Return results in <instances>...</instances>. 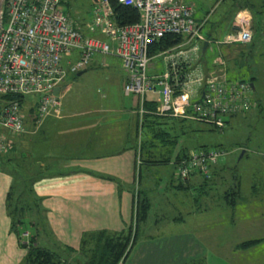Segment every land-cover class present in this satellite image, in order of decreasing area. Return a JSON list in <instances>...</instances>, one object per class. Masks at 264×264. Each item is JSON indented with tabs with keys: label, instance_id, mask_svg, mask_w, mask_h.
<instances>
[{
	"label": "crops",
	"instance_id": "0c3cea01",
	"mask_svg": "<svg viewBox=\"0 0 264 264\" xmlns=\"http://www.w3.org/2000/svg\"><path fill=\"white\" fill-rule=\"evenodd\" d=\"M181 2L191 4L187 0ZM244 11L251 18L248 9ZM202 42L185 41L174 50L157 55L165 56L167 68L170 54L184 52L183 59L191 61V64L186 63V68L199 70ZM97 55L103 57L101 62L109 69V79L120 86L122 100H111L112 96L105 89L104 92L99 91L105 101L96 99L80 112L64 109L61 103L63 109L59 116H47L40 123L29 119L26 132L18 136L17 144L14 142L7 153L1 154L0 264H22L27 253L18 234L12 230L8 208V196L14 188L16 174L26 179L37 176L31 186L34 193L30 200L35 201L40 215L47 219L45 224L50 232L42 238L40 236L38 244L42 246L39 241L42 239L45 246H49L42 247L63 257L61 248L71 247L72 253H65L73 256V262L80 260L81 264L85 263L79 257L80 249L90 233L103 230L112 234L126 232L132 223L134 193L139 187L143 196L149 199L151 209L123 264H212L213 261L208 260L210 256L213 264H234L242 254L250 256L255 252L260 253L258 263L264 264V241L247 249L239 248L246 241L264 240V183L252 184L249 190L240 184L228 186L230 191L237 192L236 202L230 206L224 197L227 203L226 223L222 227L225 232H218L221 235L210 232L203 216V212L208 210L202 205L197 206L198 196L190 195L192 190L203 192L208 181H217L221 175L220 164L212 168L210 178L195 174L187 181H179L175 177L174 166L179 152L172 156L164 149L158 154L160 157L169 154L171 163L145 165L138 183V98L124 92L127 78L121 60L112 55ZM157 55L150 56V64ZM208 67H212V63ZM153 68L152 65L149 70L151 77L160 76L166 70L158 72ZM198 97L193 95V101ZM155 98L158 96L148 94L149 100ZM21 141L22 157L21 152H14ZM12 153L15 154L11 158ZM7 158L12 159L11 163H5ZM169 165L174 167L173 171L164 175L161 167ZM168 194L173 198L166 197ZM160 210L166 212L160 214ZM31 222L36 229L29 232L40 234L37 223L32 219ZM225 235L224 242L219 241ZM230 236H236L240 241L232 240Z\"/></svg>",
	"mask_w": 264,
	"mask_h": 264
},
{
	"label": "built area",
	"instance_id": "2783aa9c",
	"mask_svg": "<svg viewBox=\"0 0 264 264\" xmlns=\"http://www.w3.org/2000/svg\"><path fill=\"white\" fill-rule=\"evenodd\" d=\"M112 1L95 0L93 19L80 27L61 9L62 0H0V155L13 146L11 135L26 132L16 96H37L38 123L61 114L62 104L52 93L64 82L69 53H79L76 63L66 61L72 73L85 71L97 54L118 57L127 78L124 92L138 98L140 123L149 113L146 102L150 93L158 96L157 114L214 124L221 130L227 126L225 115L256 107L249 97L250 84L227 81V62L222 55L210 72L199 68L183 74L182 64L190 62L186 58L178 61L184 56L180 52L167 57V69L160 76L149 75L150 49L166 35H180L188 42L205 39L204 24L195 20L192 4L115 0L140 14L139 22L119 25ZM250 21L244 10L239 12L233 22L235 29L220 44H250ZM193 95L199 96L197 100L193 101ZM225 154L219 148L194 150L177 163L175 177L183 182L195 174L210 178L212 168Z\"/></svg>",
	"mask_w": 264,
	"mask_h": 264
},
{
	"label": "rangeland",
	"instance_id": "374dc122",
	"mask_svg": "<svg viewBox=\"0 0 264 264\" xmlns=\"http://www.w3.org/2000/svg\"><path fill=\"white\" fill-rule=\"evenodd\" d=\"M187 1L195 8V20L200 24H204L202 34L207 38H210L209 35H211L214 39L208 43L207 51L205 50L206 52L203 54L205 43H201L198 64L205 71H212L216 68L215 60L221 55L224 56L225 62H227L225 66L227 81L234 83L244 81L247 84H253L254 87H251L249 97L253 104L259 105V107L242 110L233 115H225L227 126L223 130L217 128L214 124L196 120L185 121L184 123L176 121L174 123L175 126L170 125L173 127L171 133L176 136V139H173L177 141L173 147H169L172 156H175L177 152L182 153L185 151L188 155L194 150L198 151L207 148H219L226 153L218 167L221 168V175L218 176L217 181L213 179L208 181L204 185L205 190L203 192L197 191L195 193L194 190L190 192V195L198 196L197 206L202 205V208L208 210L203 212L205 222H208L207 228L211 233L221 235L218 232H225L222 227L226 223L227 203L224 197L226 193L231 192L228 186L230 184L232 186L240 184L242 188L249 190V186L252 184L264 183V0ZM95 5H97L95 0H63V4L60 7L74 24L84 27L86 23L93 19L92 12ZM244 7L251 14L250 26L254 36L253 43L235 44L232 46L220 44V40L224 38V35L233 31L232 21L236 19V15ZM102 58L100 55H95L86 72L78 76L79 72H70V69L66 66V61L70 60L76 63L79 59V53L67 54V59L64 62L66 75L64 82L61 84L65 85L66 88L56 94L64 109L80 112L85 107L90 106L92 101L96 99L105 101L101 99L102 94L99 93V91L104 92L105 89L108 95L110 93L112 96L111 100L115 101V98L118 100L121 98L122 100L121 88L109 79V69L102 65ZM211 63L212 67H208ZM152 65L155 71L163 72L167 69L165 56H154L149 65V70ZM21 110L23 118H25V126L29 119L32 122L36 121L38 118L37 96L33 94L27 95L22 103ZM142 137H145L143 130L140 132L139 139H142ZM10 138L14 139L15 142L20 140L18 135H11ZM22 143L23 141H21L20 145H16L14 151L21 152V157L24 154ZM243 152L245 153L243 154ZM14 154L12 153L10 157L12 158ZM20 159L18 158V160ZM4 160L6 164L12 161L9 158ZM1 164L0 166H2ZM5 166L10 168L9 165ZM142 168H146V166L143 165ZM161 168H163L164 175H167L172 173L174 167L169 165ZM21 169L23 170L24 168ZM14 178L15 184L10 201L13 208L18 204L24 205L23 191L30 189L29 181H24L18 174ZM164 184H166V180H164ZM247 192L244 191V193ZM28 196H30V192H28ZM166 197L169 198L171 195L168 194ZM164 208L168 209L165 206ZM162 211L166 212V210ZM162 211L158 212L161 214ZM26 218L24 220L26 226L31 219L34 223H37V226L41 229L39 237L41 236L42 238L46 233L50 234L45 224L47 219H43L42 215H40V209L35 208V212H27ZM35 229L36 227L33 226L29 228L31 231H35ZM226 231L228 232V230ZM225 237L226 235L219 241L224 242ZM230 239L240 241V238L236 236H230ZM39 241L42 246H45L42 239ZM71 250V247L66 248L64 246L61 248L63 255L70 261H72L73 256L67 254ZM259 259H261L259 252H255L250 256L242 254L241 259L234 260V264H259ZM208 260L209 262H214L212 256Z\"/></svg>",
	"mask_w": 264,
	"mask_h": 264
},
{
	"label": "trees",
	"instance_id": "16d2710c",
	"mask_svg": "<svg viewBox=\"0 0 264 264\" xmlns=\"http://www.w3.org/2000/svg\"><path fill=\"white\" fill-rule=\"evenodd\" d=\"M112 7L115 13L116 22L119 25H129L139 22L140 14L136 9L124 6L115 0L112 1ZM245 9L247 8L244 7L241 10ZM209 37L210 38L204 36L205 39L203 40V43H205L206 41L210 43L212 40H214L211 35H209ZM185 41V38L180 35H166L151 47L150 56L164 54L168 51L170 52L175 48L179 47ZM251 43H253V39ZM203 53L204 52L202 51V54ZM173 55L177 56V54H170V56ZM182 60L183 56H179L178 61ZM188 61L191 62L190 60ZM182 65L184 66L183 74L185 73V71H193L194 69H196V67H192L188 70L186 68L185 63H183ZM200 68L202 69L201 66ZM252 85L253 84H251V86ZM26 97L27 96L23 95L16 96V98L19 99L21 105ZM5 98H9V96ZM146 103V110L149 111V113L145 115L143 122L140 123L139 120L138 124L139 143L137 163L139 164V172L137 173L136 177L138 183L141 182L143 165H168L171 163V156H168L169 154L160 157V153L158 154V152L164 149L171 151L169 147H173L174 144L177 142L176 140H174L176 139V136H173V134L171 133L173 127H171L170 125L175 126L174 123L176 121H178V123H184L185 121H188L187 118H174L169 115L157 114V108L159 107L160 103L156 98L149 100L147 96ZM256 107H259V105H256ZM189 113L193 114L191 110L189 111ZM169 126L170 128H168ZM141 130L144 131L145 137L139 139ZM186 157L187 153H185V151H183L182 153L179 152L174 163L175 168H177V163ZM2 160L3 156L0 155V162H3ZM36 178L37 176H33L31 178L26 179L22 175V179L24 181H29L30 188L29 190L26 189L23 191L24 194L22 196L24 199V205L18 204L16 207L13 208L10 202L12 199L13 190H10L8 196V208L12 220V230L18 234L23 248L27 250L26 256L24 257L22 264H81L80 260H77L76 262H73V260L70 261L69 259H66L65 256L63 257L61 254L55 253L47 248L40 246L37 242L39 238V233H34L32 235L29 232V228L30 226H32V222L30 220V222L26 226L24 220L26 218L27 212H31L33 208H38L35 206V201L32 202L30 200L31 195L34 193L31 186H33V184L35 183ZM28 192H30V196H28ZM236 193L237 192L233 190H231V192L229 193H226L225 197L226 200L229 202L230 206H233L236 202ZM150 209L151 204L149 202V199L146 198V196H143L142 191L138 187L134 193V209L131 225L128 227L126 232L123 233L112 234L106 230L90 233L88 237L84 240L83 247L80 249L81 256L79 257L84 260V264H123L124 261L128 258L130 252L132 251V248L137 240L138 232L142 227L144 221L146 220ZM25 234H28V236L25 237ZM263 241L264 240L246 241L240 244L239 248L247 249ZM72 251L73 250H71L70 252L72 253Z\"/></svg>",
	"mask_w": 264,
	"mask_h": 264
},
{
	"label": "water",
	"instance_id": "95a60500",
	"mask_svg": "<svg viewBox=\"0 0 264 264\" xmlns=\"http://www.w3.org/2000/svg\"><path fill=\"white\" fill-rule=\"evenodd\" d=\"M233 29H235V27L233 28ZM207 46H208V42H205V44H204V47H203V52H205V50H206V48H207ZM85 73V71H81V72H79L78 73V76H81V75H83ZM254 85H252V87H253ZM65 90V87L64 86H57V87H55L54 88V90H53V94H58V93H60L61 91H64ZM245 152H243V154H244Z\"/></svg>",
	"mask_w": 264,
	"mask_h": 264
}]
</instances>
